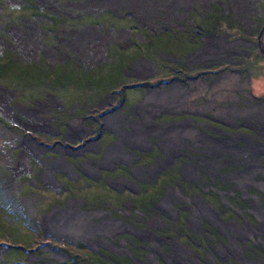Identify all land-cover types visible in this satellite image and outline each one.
<instances>
[{
  "label": "rangeland",
  "instance_id": "obj_1",
  "mask_svg": "<svg viewBox=\"0 0 264 264\" xmlns=\"http://www.w3.org/2000/svg\"><path fill=\"white\" fill-rule=\"evenodd\" d=\"M49 5L66 14L64 27L45 23L48 13L27 11L19 20L22 10L0 6V264H76L72 257L87 252L79 242L125 253L134 264H199L185 237L174 232L182 226L223 236L209 245L211 264H264V219L257 213V203L264 212V58L248 59L242 41L238 57L227 53L247 32L255 38L264 25V0ZM261 39L264 48V32ZM216 43L221 50L209 47ZM199 49L203 56H188ZM221 56H234V67L240 70L241 61L244 72L215 73L226 67L222 61L202 66ZM53 71L66 73L58 78ZM176 83L177 99L165 96ZM214 108L222 109L235 134L212 133L201 123L209 112L203 110ZM99 129L98 139L112 143L103 157ZM117 165L130 171L109 176ZM167 170L172 183L162 178ZM157 179L140 194L162 196L140 215L109 190L136 192L140 181ZM201 187L220 192V201ZM229 192L241 194L243 206L236 195L233 202L242 216L233 213ZM66 195L74 197L66 203ZM130 235L138 238L132 243H148L141 259L128 246ZM50 237L75 244L56 243L57 250Z\"/></svg>",
  "mask_w": 264,
  "mask_h": 264
},
{
  "label": "trees",
  "instance_id": "obj_2",
  "mask_svg": "<svg viewBox=\"0 0 264 264\" xmlns=\"http://www.w3.org/2000/svg\"><path fill=\"white\" fill-rule=\"evenodd\" d=\"M21 1H22V4L20 6H9L7 3H0V6L3 9V11L7 10V9H9L11 12L14 11V10H22V12H24L23 9L25 10V12L28 11L30 13L34 11V12H36L35 13L36 16L37 15L44 16L45 13H48L49 14V16H48L49 18H44L43 19L45 23H47L48 25H49V23H54L58 27H64L66 22H64L63 19L66 18L65 17L66 14L61 13L59 15V13L57 14V12H53L51 10V8H50L49 3H61V2L73 1V0H42V1H45V3L42 6L39 5V0H21ZM76 1H79V0H76ZM18 18H19V20H21L24 17L19 15ZM81 18L83 19L84 17H81ZM71 21L72 22H78V20H75V19L71 20ZM40 68H42V67H40ZM43 70H44L43 74L44 75H48V71H49L48 68L43 66ZM20 71L25 72V71H29V70L26 69V68H20ZM52 73H57L55 76H58V78H59V76L61 74H62V77H63V75H65L66 72H62L60 74L57 71H53V72H51V75H53ZM84 75H86V74H83L82 76H84ZM55 78H56V80L54 79V77L52 78L53 79V85H57V82H58L57 77H55ZM143 181L140 182V192H143V191L148 192V188L150 186H155L156 185V181L155 180H149L147 182L146 181L143 182ZM178 181H180V184L182 186L187 185V184H185L187 182L183 183L180 178H178ZM162 188L163 187H160L158 192H160ZM109 190L112 193L114 192L113 193L114 195L116 194V195H119V197L121 196L120 200H121L122 204H125L127 202V200L131 201L132 208L137 211L136 215L143 214V210L142 209L143 208H147L152 202L155 201V198L158 197V196L155 197V195L148 194V193L146 195H141L140 192H136L134 194H129V192H128L126 194H129V195H121L119 192H115L112 188H110ZM218 190H221V189L218 188ZM200 192L204 193L205 195H210L214 199L216 198L215 200L220 201V199H217V197H220V192L218 193V191L216 192L214 190H209L210 193H208L207 191L206 192L203 191L202 187H201L200 188ZM235 195L236 194L228 195L227 201L230 202V203H233V205L237 207L236 211H233V210H231V211H233V213H237V215H239L238 214L239 207L237 206L236 203L234 204V202H233V199H234ZM159 196H161V195H159ZM137 197H140V199L137 200L136 199ZM236 199L238 201V204H240V205L243 204V202H242L243 200L241 199V195L240 194L236 195ZM219 204L223 205L224 208H226L227 210L231 209V206H230L229 203H228L229 205H227V206L222 204V203H219ZM233 213L232 214L227 213V214L229 216H231V215H233ZM239 216H242V214L239 215ZM177 221H179V220L177 219ZM175 223H176V220L173 221V225H177ZM179 224H180V222H178V225ZM209 227L211 228V226H209ZM173 228H174V232L177 230V233H179V234H181V236L185 237L184 238L185 241H187L190 244V246L193 249V252H195V254L198 256L199 264H211L212 261L209 258L208 254H207V251H209L208 248H209L210 244H215L217 242L218 243L222 242L221 239L223 238V236L221 234L216 233L214 230L210 229L211 230V231H209L210 234H206V233L202 234V233H200L198 235V234L194 233L191 229H189V228H187L185 226H182L181 228H177V227L176 228L173 227ZM170 229L171 228H169V227L165 228V230H167V231H169ZM204 229L207 230V227L205 226ZM193 235H197V237H194ZM120 238L124 239L125 237L123 236V237H120ZM131 240L135 241V240H138V238L130 235V243L128 244V246H130V247L135 249L134 250V251H136L135 255H136L137 259H139V257H140V253L139 252H141V254H145L147 252L146 246L148 245V243H143V242L140 241V243L137 244V243H132ZM134 244H136V245H134ZM102 255H103V257H102ZM124 255H125V257H118L115 254L102 253V252H99V251L94 252V251H91V250H87V252H85V253L82 252L79 255V258H80V260H83L84 262H86L88 264H129V261L134 264V262H133V260H132V258L130 256L126 255L125 253H124ZM104 257L106 259H104ZM101 258H103L104 260H102ZM140 259H141V257H140ZM226 263L227 264H231L229 262H226ZM4 264H6V263H4ZM223 264H225V263L223 262Z\"/></svg>",
  "mask_w": 264,
  "mask_h": 264
},
{
  "label": "flooded vegetation",
  "instance_id": "obj_3",
  "mask_svg": "<svg viewBox=\"0 0 264 264\" xmlns=\"http://www.w3.org/2000/svg\"><path fill=\"white\" fill-rule=\"evenodd\" d=\"M24 11V10H23ZM22 15V17H24L25 18V11L24 12H22L21 13ZM260 30H261V28L258 30V32H257V35H255V38H254V36L250 33V32H247V35L245 36L246 37V39L245 38H239L238 40H236V41H233V44L235 45H233L232 47H234V49L235 50H231V51H229V52H227V53H230V54H234V56H236V57H238V55H239V47L237 46L238 45V41H242L243 43H245V45L247 46L246 48L247 49H249V50H247V53H246V57L249 59V58H252V57H254V58H260L261 56L264 58V56L262 55V53H261V51H260V49H259V40H258V35H259V32H260ZM213 33L214 32H212V33H210L209 35H207L206 37H204V41H205V44H206V39L207 38H209V37H211L212 35H213ZM205 44H204V46H203V48H201L202 49V51H204V49H205ZM225 47H227L225 44H223ZM232 45V44H231ZM230 45V46H231ZM229 46V47H230ZM201 49H199L197 52H195L194 54H189L188 56H191L192 58H195V57H199V56H203V54H201V53H203L202 51H200ZM208 49V48H207ZM217 49V48H216ZM218 50V49H217ZM221 50V49H220ZM238 50V51H237ZM234 56H232V59L233 60H227V59H225V57H223V56H221V57H219V58H217V59H215L213 62H211V64H202V66H204V67H206V66H212L214 63H216L217 61H222L223 63H225V65H226V67L225 68H223V69H221V70H219V71H216L215 73H223V70H229V71H232V72H235V73H241V72H244V71H242V69H241V67L240 66H242V62L241 61H238L239 62V64H236V65H240L239 66V68H240V70L239 69H237V68H235L234 67V65H235V63H234ZM246 73L248 74V76H249V81L251 80V77H252V74L250 75L247 71H246ZM251 86V84H250V82L248 83V85H247V89L249 88ZM246 91H248V90H246ZM243 96L244 97H246V98H248L247 97V95H244L243 94ZM105 97V96H104ZM103 98V97H102ZM123 102V101H122ZM216 104H219V108H221V105H222V103L221 102H219V103H216ZM97 107H100V106H97ZM219 108H214V110L212 109V110H203V112H205V111H209V112H207V113H205V114H203V115H201V118L204 120V121H202L201 123H204L208 128H209V132H212V133H217V132H221V133H232V134H235V132L234 131H232V130H234L233 128H235V126H232V125H229L227 122H225L226 120L223 118V115H222V109L220 110ZM214 113V114H213ZM99 126V125H98ZM98 133H100V135L97 137V139L96 140H98V149H103V153H102V157L104 156V154H105V152H106V148L109 146V145H112V143H111V141L109 142V140L108 139H105V137L104 136H102L101 137V140H99L100 139V136L103 134V132H101L100 131V129L98 130ZM246 135H249V134H247V133H245ZM99 138V139H98ZM105 139L104 141H103V139ZM88 159V158H87ZM264 162V161H263ZM38 164V163H37ZM147 164H149V163H147ZM41 165H43V164H41ZM40 165V166H41ZM145 165V164H144ZM121 165H117V166H113L112 167V169H110L109 171H107V173H108V175L109 176H125V174H126V171H127V169H129V168H127L126 166H123L122 168V170H117L119 167H120ZM129 171H130V169H129ZM125 172V173H124ZM165 173H167V177L166 178H164V177H162L164 180H167V179H169V178H171V177H169L170 175H171V172H170V170H167ZM164 173V174H165ZM163 174V175H164ZM173 175V174H172ZM174 176V175H173ZM160 178V177H159ZM68 179H70L69 177H68ZM159 179H157V180H155L156 182L158 181ZM161 180V179H160ZM105 181H107V179H105ZM172 181H173V178H171V183H172ZM141 182V181H140ZM62 184H64L63 185V188L65 189V190H71V188H68L67 187V183L66 182H64V183H62ZM185 184H187V183H185ZM160 186V185H159ZM185 186H187V187H190V188H193V186L194 185H192V184H187V185H185ZM137 189H138V191H136V192H140V185L137 187ZM44 190L45 191H47L48 189L46 188V187H44ZM115 192H119V191H117V190H115V189H113ZM129 192V194H134V193H136L135 191H131V190H124V191H122V192H119V193H121V195H129V194H126V193H128ZM231 193V192H230ZM230 193H228L229 195H230ZM233 194V193H232ZM240 194V193H239ZM241 195V194H240ZM162 196V195H161ZM161 196H158V197H161ZM70 197H74V196H71V195H66V197H65V200H66V203H67V199H69ZM43 201H45V199L43 200ZM127 205H129V206H131L132 205V203H131V201H129V200H127ZM125 203V204H126ZM54 205H60V202L59 201H55L54 202ZM44 206V205H43ZM53 206V205H52ZM182 211H185V210H182ZM49 237V236H48ZM56 240H58V238H52V237H50V239H47V242H48V244L51 246V247H55L57 250H59V248L57 247V246H55V244L57 243V245L58 246H60V247H62V246H71V245H74L75 243L72 241L71 243H69V244H66V242H63V241H60L61 243H63V245L62 244H60V242L59 241H56ZM47 244V243H46ZM71 244V245H70ZM78 244H81L86 250H91V251H94V252H96V250L97 249H95V248H92L91 246H89L87 243H85V242H79ZM43 245H45L44 243H42V245H40L38 248H41V246H43ZM74 247H76V246H74ZM99 252H102L103 253V251H99ZM104 253H109V254H115V253H113V252H111V251H104ZM116 255V254H115ZM116 256H118V257H122V256H119V255H116ZM75 259V261H73V262H75L76 264L78 263V264H87L86 262H84L83 260H81V261H77L78 260V258H79V256H75V257H72V259ZM210 258V257H209ZM125 260V259H124ZM124 262V261H123ZM129 264H133V263H129Z\"/></svg>",
  "mask_w": 264,
  "mask_h": 264
},
{
  "label": "bare ground",
  "instance_id": "obj_4",
  "mask_svg": "<svg viewBox=\"0 0 264 264\" xmlns=\"http://www.w3.org/2000/svg\"><path fill=\"white\" fill-rule=\"evenodd\" d=\"M236 4V3H235ZM237 5V4H236ZM219 43V42H218ZM223 44H225L226 46H228L227 45V43L225 42V40L222 42ZM221 45L222 44H217L216 43V45H214V44H211L209 47L211 48L212 46H216L217 47V49L218 50H220L221 49ZM149 66L147 65V67L145 68V69H143V71L144 72H147L148 70H149ZM193 81V80H192ZM181 90H180V85H179V83H176V84H174L173 86H172V88H171V90L170 91H168V92H163V94H165V96L166 95H168V94H171V95H173V97H174V99H177V97L179 96V92H180ZM260 107H262V105L260 106ZM223 144L224 145H228V143L227 142H223ZM23 159V158H22ZM22 159H21V163H23L22 162ZM257 213L259 214V216L260 217H262V219H264V212H263V210H262V208L260 207V204L259 203H257ZM197 214V212L195 211V215Z\"/></svg>",
  "mask_w": 264,
  "mask_h": 264
},
{
  "label": "water",
  "instance_id": "obj_5",
  "mask_svg": "<svg viewBox=\"0 0 264 264\" xmlns=\"http://www.w3.org/2000/svg\"><path fill=\"white\" fill-rule=\"evenodd\" d=\"M263 32H264V25L261 27V30L259 32V35H258V40H259V49L262 53V55L264 56V48H263V45H262V35H263Z\"/></svg>",
  "mask_w": 264,
  "mask_h": 264
}]
</instances>
